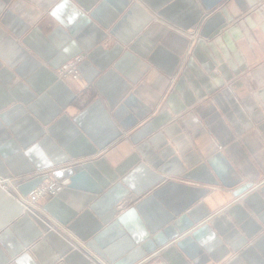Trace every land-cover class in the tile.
I'll use <instances>...</instances> for the list:
<instances>
[{
	"label": "crops",
	"instance_id": "obj_1",
	"mask_svg": "<svg viewBox=\"0 0 264 264\" xmlns=\"http://www.w3.org/2000/svg\"><path fill=\"white\" fill-rule=\"evenodd\" d=\"M0 178V264H264V0H0Z\"/></svg>",
	"mask_w": 264,
	"mask_h": 264
},
{
	"label": "built area",
	"instance_id": "obj_2",
	"mask_svg": "<svg viewBox=\"0 0 264 264\" xmlns=\"http://www.w3.org/2000/svg\"><path fill=\"white\" fill-rule=\"evenodd\" d=\"M62 76H72L78 78L80 76V70L78 68L77 62H70L65 64L61 68ZM11 184L9 178H0V185L7 187ZM68 184V179H59L56 177L50 178L37 185L27 194H20V199L26 206H33L38 203V200L46 195H56ZM138 264H167L164 260L159 261H146L140 262Z\"/></svg>",
	"mask_w": 264,
	"mask_h": 264
}]
</instances>
